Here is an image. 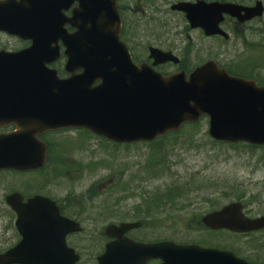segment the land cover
<instances>
[{
	"label": "water",
	"instance_id": "95a60500",
	"mask_svg": "<svg viewBox=\"0 0 264 264\" xmlns=\"http://www.w3.org/2000/svg\"><path fill=\"white\" fill-rule=\"evenodd\" d=\"M68 20H59L64 6L39 0H0V31L29 41L16 53L0 50V127L16 131L0 136V170L31 171L44 164L45 148L37 139L47 131L86 129L116 143L153 141L185 123L209 119V135L230 143L264 145V87L232 77L215 62L197 67L188 77H168L147 64L138 66L120 41L121 20L115 0H78ZM192 29L207 36L227 35L219 28L224 14L240 22L261 16L263 5L233 3H179ZM69 24L76 29L67 34ZM65 48L67 78L49 65ZM154 65L179 59L171 52L150 48ZM16 212L21 241L0 255V264H76L79 256L65 238L80 231L78 223L63 217L48 198L23 202L20 194L6 198ZM240 204H230L203 218L211 229L250 232L264 228V217L248 220ZM137 227L109 225L114 240L106 245L98 264H141L155 256L164 264H248L231 252L197 245L161 242L137 244L125 233Z\"/></svg>",
	"mask_w": 264,
	"mask_h": 264
},
{
	"label": "rangeland",
	"instance_id": "374dc122",
	"mask_svg": "<svg viewBox=\"0 0 264 264\" xmlns=\"http://www.w3.org/2000/svg\"><path fill=\"white\" fill-rule=\"evenodd\" d=\"M161 6L168 8L166 4ZM125 16V40L139 56L150 44L160 45L192 67L209 59L229 65L239 55L246 57L248 53L236 41L219 48L216 39L190 31L178 13L165 23H149L143 18L136 21L128 12ZM6 45L20 46V42L0 36V46ZM259 72L264 80V67H259ZM207 130L208 120L203 119L195 128L184 127L178 142L174 143L178 137L175 136L156 148L149 144L113 146L79 130L59 133L55 140L60 144V153L41 172L31 177L0 175V246L12 233L11 215L3 196L15 190L24 192L27 180L33 188L48 192L68 214L80 220L84 232L74 238L76 242L72 241L82 255L80 264H94L91 254L102 245L104 228L109 223L144 218L148 224L145 233L151 238L152 221L157 217L156 229L161 239L195 242L205 237L213 242L211 235L195 229L196 222L206 213L204 199L216 200L220 207L245 196L251 210L264 212V150L218 144L209 138ZM218 190L222 193L216 198ZM151 195L149 200L145 198ZM191 203L195 205L189 211ZM232 239L225 237L223 242L230 243Z\"/></svg>",
	"mask_w": 264,
	"mask_h": 264
},
{
	"label": "flooded vegetation",
	"instance_id": "af4514ba",
	"mask_svg": "<svg viewBox=\"0 0 264 264\" xmlns=\"http://www.w3.org/2000/svg\"><path fill=\"white\" fill-rule=\"evenodd\" d=\"M1 1H7V0H1ZM15 1L20 2L21 0H15ZM115 1L117 2L119 6L125 5L126 3H128V5L131 6V10L135 9V16L134 15H131V16L135 17L136 20L143 18L144 20L153 21V20H156L154 18H157V19L170 18V14L165 9H163L162 7L161 8H157L155 6L153 7L151 5V4H158L159 2L165 3V0H151V1L150 0H115ZM189 1L195 2L197 0H189ZM203 1L222 2L223 0H203ZM237 1L242 4H247V5L252 6L257 0H253L252 2H249V3L245 2V0H237ZM260 1L264 3V0H260ZM39 2L45 5L64 6L65 8L61 9L59 20L70 19L73 15V11L79 5L78 0H39ZM263 18L264 17L254 18L252 20L241 23L235 18H232L230 16H225L220 26H221V29L228 34V37L227 38L222 37V36L214 37L215 39H218L219 41V48H225V46L229 45L231 42L236 41L237 43L236 45L239 47H246L248 49V53L246 57H242V55H239V58L237 57L238 60L237 61L233 60L229 65L228 64L222 65L220 63L219 64L220 66L221 65L224 66L228 72H231L232 74H235L238 76L255 75L254 78L260 77L259 75L260 72L259 74L257 73L258 69L259 67H264L260 65V64H264V20ZM64 29L68 34H72L75 32V30L68 24L64 26ZM0 36L14 38L20 42V46L6 45V46H0V49L3 48L4 50H7L9 52H18L30 46L29 42L21 41L14 35H10L5 32H0ZM252 38H254V40H252ZM63 52L64 50L63 48H61L59 59L50 66L51 68H55L57 71L63 69L64 62H65V57H64ZM135 58L138 61L141 59L137 54H135ZM141 62H147L151 66L153 64L152 60L145 59V58H144V61H141ZM168 65L169 64L158 66L155 69L163 73L165 69L168 67ZM14 131H15L14 126L0 127V136L9 135L13 133ZM59 132L60 131H51V132L43 133L42 135L38 136L39 141L45 146V150H46L45 166L50 163L51 158H53L54 156H58L59 155L58 153H60V149H59L60 144L58 143L57 139L55 140ZM149 145H153L154 146L153 148L158 147V145L156 144L149 143ZM39 172H41V170L34 171V172H23V173L21 172L19 173L8 172V173L11 176H16V175L27 176L28 175L29 177H31L30 176L31 174H37ZM26 185L27 186H26L25 191L20 192L24 198V201H27L29 198L35 195H40V196L51 198L57 203V205L59 204V207L61 208V210H64L62 204L57 199H54L52 196H50L48 192H43V191L38 190L37 188H33L29 180H27ZM219 193H222V191H219V190L216 191V195H217L216 198L219 196ZM151 197L152 195L145 197V198L149 200ZM246 200L247 199L244 196V198L242 199L243 204H244L243 205V215L246 218L250 220H255V219L264 217V212H259L257 211V209L251 210ZM154 203L156 205L157 203L156 199L153 201V204ZM202 203L204 205H207L206 207L208 211L207 213L218 210V204H217L218 201L216 200L213 201L211 198H206L203 200ZM194 205L195 203L194 204L191 203V205L189 206V211L194 209L193 208ZM219 206H220L219 207L220 209L222 204H220ZM6 207L8 211L12 214L9 218V221L11 222L10 228L12 230V233L10 237L7 239V242L0 246V254L5 253L11 247L15 246L21 239L15 227L16 214L9 208L8 205ZM201 219L202 217H200L198 222H196L195 228L202 230V232H205L208 235H211L210 237L214 239L213 242H210L209 238L207 239L205 237L203 238V241L200 243L197 241L190 242V241L175 239V238L161 239L158 236L159 234L158 229H156V227L159 225L158 222L156 221L158 220L157 217H155V219L152 221V229L154 231L153 237L151 238L147 237L148 233H145L147 229L146 225H148L146 222H142L140 223L139 227L130 230L126 234V237L134 242L141 243V244H154V243H159L161 241L173 242L177 245L195 244L203 248H211V249H217L220 251L231 252L236 259L243 260L247 262L248 264H264V252H261V251H264V228L258 231L242 233V234L237 233V232L233 233L227 229L211 230V229L206 228V226L203 224ZM80 234L82 233H73L67 237L68 246L73 248L76 252L79 251L78 247L75 246L76 244L73 243L72 241L76 242L75 237H78ZM103 235L104 237L102 236V245L100 246L99 250L91 254L94 264H97V259L104 252L106 245L113 241V239L107 237L105 234ZM229 236L233 238L232 241L230 243L223 242L224 238L229 237ZM240 239H242L241 242H240ZM258 252H260L261 254H259ZM141 264H164V261L163 259L159 258V256H155L150 259H146L145 262H141ZM217 264H224V263L217 262Z\"/></svg>",
	"mask_w": 264,
	"mask_h": 264
},
{
	"label": "trees",
	"instance_id": "16d2710c",
	"mask_svg": "<svg viewBox=\"0 0 264 264\" xmlns=\"http://www.w3.org/2000/svg\"><path fill=\"white\" fill-rule=\"evenodd\" d=\"M151 1V0H150ZM166 2H169V3H171L172 1L171 0H165ZM174 1V0H173ZM125 5H127L128 6V3H126ZM124 5V7L126 8V6ZM153 7L155 6V7H157V8H160V6H161V2H159L158 4H151ZM122 6V5H121ZM134 8V7H133ZM134 10V13H135V9H133ZM158 12V11H157ZM166 20V19H165ZM167 21V20H166ZM159 22H163L162 20H159ZM167 22H169V21H167ZM126 24V23H125ZM128 33V32H127ZM125 36H126V31L124 30V32H123V35H122V38H123V40L125 39ZM186 63H185V61H182L181 62V64H180V66L181 67H183L184 65H185ZM186 66V65H185ZM186 70H188L187 72H189V71H191L192 70V68L191 67H188ZM60 73L63 75L64 74V71L63 70H60ZM198 126V124H191V127H193V128H195V127H197ZM82 133H83V135H87V136H91V134L89 133V132H87V131H82ZM182 133V132H181ZM176 136V135H175ZM175 136H173V137H175ZM177 136H178V134H177ZM173 137H171V138H173ZM170 138V139H171ZM165 140V139H164ZM164 140H159V141H161V142H163ZM179 141V136L178 137H176L175 139H174V143H176V142H178ZM161 142H159V143H161ZM232 148H235L236 146H231ZM245 147H247L248 149H250L251 151H253V150H255L256 149V147H251V146H245ZM10 215H12L11 213H10Z\"/></svg>",
	"mask_w": 264,
	"mask_h": 264
}]
</instances>
